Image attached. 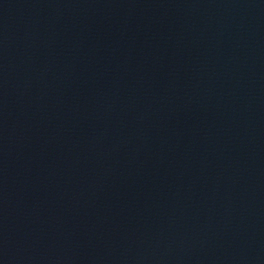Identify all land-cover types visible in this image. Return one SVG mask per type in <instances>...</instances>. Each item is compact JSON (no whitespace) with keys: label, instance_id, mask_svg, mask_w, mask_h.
Returning <instances> with one entry per match:
<instances>
[{"label":"water","instance_id":"obj_1","mask_svg":"<svg viewBox=\"0 0 264 264\" xmlns=\"http://www.w3.org/2000/svg\"><path fill=\"white\" fill-rule=\"evenodd\" d=\"M0 264H264V0H0Z\"/></svg>","mask_w":264,"mask_h":264}]
</instances>
